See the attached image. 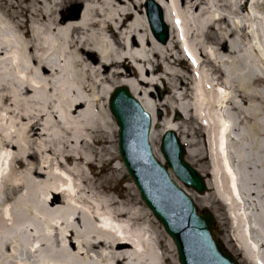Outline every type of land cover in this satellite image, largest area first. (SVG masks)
Here are the masks:
<instances>
[{
  "label": "bare ground",
  "instance_id": "1",
  "mask_svg": "<svg viewBox=\"0 0 264 264\" xmlns=\"http://www.w3.org/2000/svg\"><path fill=\"white\" fill-rule=\"evenodd\" d=\"M148 1L0 0V264H164L110 184L126 172L108 112L120 85L152 115L156 155L161 110L180 112L164 130L207 161L237 248L264 264V0H153L166 43Z\"/></svg>",
  "mask_w": 264,
  "mask_h": 264
},
{
  "label": "water",
  "instance_id": "2",
  "mask_svg": "<svg viewBox=\"0 0 264 264\" xmlns=\"http://www.w3.org/2000/svg\"><path fill=\"white\" fill-rule=\"evenodd\" d=\"M151 30L163 43L169 38L164 11L153 0L146 4ZM110 109L118 126V146L124 165L142 198L174 240L181 264H239L213 233L215 215L200 212L191 196L170 176L169 168L185 186L207 191L202 174L185 159V146L173 130L165 132L159 161L150 143L152 117L128 87L118 86L110 96Z\"/></svg>",
  "mask_w": 264,
  "mask_h": 264
},
{
  "label": "rangeland",
  "instance_id": "3",
  "mask_svg": "<svg viewBox=\"0 0 264 264\" xmlns=\"http://www.w3.org/2000/svg\"><path fill=\"white\" fill-rule=\"evenodd\" d=\"M11 2H20V3H28V0H10ZM153 34V33H152ZM109 99V98H108ZM108 112L110 114V118L112 119L113 122H111V131L114 130L113 138L112 140L114 141V151H115V156L116 159L112 162V166L116 165V161H121V156L119 153L118 149V127L116 125V122L110 112L109 109V104H108ZM160 114H162V118L158 121L157 127L161 131V136L159 138L158 142V150H159V155L157 157L161 159L163 162L164 158L161 153V142H162V137L165 132L164 130V122L168 121L169 119H176L178 121L182 120V115L180 112H172L169 116H165V111L161 110ZM187 159V156H186ZM187 161H189L187 159ZM123 163V162H122ZM195 168H197L201 173H203L208 179L210 178V174L208 173V168L209 165L207 161H198V162H190ZM101 168H98V171H100ZM126 170V169H125ZM173 178L191 195L195 203L199 206L200 209L206 208V206L200 205L199 200L201 199V195L204 194H199L193 189L187 188L184 186L172 173ZM110 184L113 186V188L116 191V196L119 197L120 195L124 194L125 199L129 204V207L131 208L132 211H137L139 212V215H141V218L143 219L141 225H138L137 227L141 228H146V229H151L154 231L156 235H158V238L161 242L159 245L161 248V253L163 256V261L164 264H180L179 259H178V253L176 246L171 239V237L167 234V232L164 230L162 224L155 218L151 210L147 207L146 203L142 199L139 190L137 189L135 183L133 182L132 177L130 174L126 171L124 173V178L121 179H113L110 181ZM206 197L208 198V202L210 206H208L209 209H211L217 218V223L215 224V235L218 239H220L222 242L226 244V246L231 250V252L239 259L241 264H251L248 262L244 257L242 256V253L240 250L237 248L235 244V240L233 239L234 235V230L232 228L231 220L229 217V211L227 206L217 197V195L214 193V191L209 187ZM231 201L233 205L235 204L234 199L231 198ZM145 222V223H144ZM145 229V230H146ZM151 235V233H146V237ZM264 260V258H263Z\"/></svg>",
  "mask_w": 264,
  "mask_h": 264
}]
</instances>
